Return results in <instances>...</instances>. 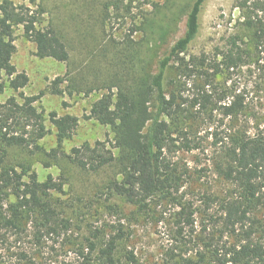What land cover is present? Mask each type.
Returning a JSON list of instances; mask_svg holds the SVG:
<instances>
[{"label": "trees", "instance_id": "trees-1", "mask_svg": "<svg viewBox=\"0 0 264 264\" xmlns=\"http://www.w3.org/2000/svg\"><path fill=\"white\" fill-rule=\"evenodd\" d=\"M236 1L243 14V28L248 32L254 48L264 55V4L254 0ZM205 2L191 0L183 34L155 60L153 66L151 59L146 62L147 68L142 66L141 71L130 77L118 72L112 75L108 71L109 75L101 79L102 84L97 87L104 88L106 92L93 102L87 118L115 130L114 142L111 141L109 147L96 141L94 145L84 143L73 147L69 154L59 153L57 149L47 152L38 143L47 133L45 115L34 105L42 92L29 96L21 93V103L14 96L5 102L0 101V242L7 243L12 236L16 240L21 239L28 223L32 226L36 244L48 237L60 236L71 227L72 220L66 216L63 204L56 202L53 195L54 192L63 191L66 178L62 174L55 179L48 174L40 181L30 160V156L36 153L47 157L46 160L42 159L45 167L52 164L50 159L56 161L62 155L68 159V163L85 171L98 173L114 167L119 177H111L107 181V199L112 195L119 196L143 215H146L154 200H168L179 207L174 214L179 234L185 225L193 224L191 204L185 203L183 194L179 193L186 181L187 171L166 158L167 146L173 140L171 123L178 121L180 112L186 110L177 100L181 98V90L176 91L172 87L175 83L173 79L167 82L169 69L176 62L181 77H205L203 85L193 84V97L189 100L183 98L182 101H189L193 108H197L198 114L206 111L212 103L208 110L212 113L216 102H213V94L207 91L206 86L211 85L224 69L236 67L250 56L241 45L245 44L244 39L236 34L230 36L226 49L216 54L212 63L206 64L204 55L186 60L183 54L200 32ZM115 6L118 10V5ZM105 8L109 9V6ZM15 26H22L24 36L35 44L38 57H51L66 63V73L51 81L50 91L53 94H72L73 89L76 90V77L80 74H72L71 55L64 38L56 28L38 26L37 15L24 6H13L8 0L0 3V94L7 84L19 90L28 82V76L17 71L12 62ZM135 29L137 27L131 31ZM94 51L93 56L97 57L102 52L101 57L108 60L103 48ZM122 54L117 49L112 59H119L120 62ZM218 57H221L220 61ZM198 61L201 66L211 68L212 72L196 70ZM65 82L67 85L62 88ZM179 84L185 85L186 82L183 80ZM92 90L93 87L87 88V93ZM77 91L82 90L77 87ZM243 108L240 95L217 105L223 117L232 124L226 125L225 135L214 142L219 157L215 162L216 171L230 185L220 206L222 224L234 241L229 245L224 242L220 248L206 243L205 247L208 248L197 250L196 258L193 259L187 252L179 254L176 264H264V129L252 132L245 124L235 122ZM190 115L197 118V115ZM48 116L55 127L60 147L65 139L73 135L78 118L69 113L58 115L55 111ZM174 132L180 136L178 149L197 147L188 137V130L177 127ZM113 148L118 151L117 155L112 152ZM25 150L29 154H23ZM10 196L14 198L12 201L8 200ZM4 201L7 204L2 209ZM108 208L112 209V206ZM260 209H263V217L258 216ZM121 227V224H117L116 229L109 233L98 228L90 230L89 236L84 238L86 243L77 250L84 263L91 264L89 256L95 253L100 264H139L134 250L121 246L125 239ZM82 249H87V252L84 253ZM14 264H35V261L29 252L20 250Z\"/></svg>", "mask_w": 264, "mask_h": 264}, {"label": "rangeland", "instance_id": "rangeland-1", "mask_svg": "<svg viewBox=\"0 0 264 264\" xmlns=\"http://www.w3.org/2000/svg\"><path fill=\"white\" fill-rule=\"evenodd\" d=\"M3 0H0V3ZM13 6H24L30 13L37 15L38 26L56 28L67 43L71 59L70 69L73 76L80 74L75 81L76 90L72 94H53L50 90L51 81L57 76H63L67 71L64 62L51 57L41 58L35 53V44L24 36L22 26L14 27L15 51L12 62L17 71L28 76L27 84L19 90H14L7 84L0 94V101L5 102L14 96L22 102L21 93L25 96L42 92L34 105L45 115L46 135L38 141L45 151L60 150L69 154L73 147L84 143L94 145L100 141L109 147L114 142L115 130L100 124L93 118H87L90 108L106 90L97 87L102 84L101 79L108 76V71L115 75H134L141 71L152 59L161 56L173 42L184 32L186 12L191 0H8ZM236 0H206L201 14V28L197 38L189 45L183 54L186 60L192 56L204 55L206 64L212 63L215 55L226 49L231 35L241 36L245 44L242 47L250 56L236 67L224 69L212 81V86H206L212 92L215 108L212 113L208 110L198 114L190 102H183L193 97V84L203 85L205 77H181L176 62L171 64L167 82L174 80L172 87L181 90L182 108L178 121L170 126L173 140L166 149V158L174 162L181 170L187 171L186 181L179 190L183 200L191 204L194 211L193 224L178 233L179 225L175 222V212L178 206L164 200H154L146 215L137 212L133 205L123 198L112 195L107 199L105 185L112 177H119L114 167L95 173L81 170L68 163L65 156H59L56 161L45 167L42 153L30 156L32 168L37 172L40 181L48 174L55 179L63 174L66 178L63 191L54 192L56 202L64 206L66 216L72 221L66 233L57 237H48L40 244H36L30 223L21 239L14 236L7 239V243L0 242V264H14L18 260L20 250L29 252L35 264H85L82 255L77 250L85 244V237L90 230L102 229L105 233L116 229L117 224L125 233L121 246L134 250L139 264H176L179 254H191L196 258L197 250H206V243L220 248L224 242L227 245L234 238L227 233L222 224V199L226 197L230 185L226 183L216 171L215 162L217 147L214 142L225 134L226 125L232 124L223 117L217 105L233 100L240 95L244 108L238 113L235 122L245 124L250 131L264 129V55L260 54L243 28L242 11L236 6ZM264 4V0H254ZM119 9H116L115 5ZM109 9H106V6ZM134 32L132 28H136ZM132 41V42H131ZM132 43V44H131ZM103 48L108 60L99 55L93 56L94 49ZM123 54L118 60L112 59L116 51ZM92 53V54H91ZM110 57V59H109ZM221 57H218L220 61ZM112 65H110V62ZM196 70L212 72L208 66H201L196 62ZM99 78V79H97ZM186 84H179L182 81ZM86 85H85V84ZM93 84H95L93 86ZM177 84V85H176ZM67 83L62 84V88ZM77 87L82 91H77ZM93 90L87 93V88ZM169 85L167 89H169ZM223 98V99H222ZM55 111L58 115L72 114L78 118V124L73 135L65 139L58 147L55 127L49 120L48 114ZM197 115L192 118L190 115ZM180 127L188 130V137L195 148L191 150L178 149L180 136L174 132ZM31 149V147H30ZM117 155L118 151L112 149ZM29 154L27 150L22 152ZM15 157V153L12 152ZM29 157V156H28ZM45 158V159H44ZM49 159V158H48ZM14 198L10 196L8 200ZM2 202H0L1 204ZM4 201L2 209L6 207ZM112 206L109 209L108 206ZM263 209L258 212L263 217ZM0 231V237H1ZM212 248V247H209ZM84 253L87 249H82ZM174 254V256H173ZM91 264H100L95 253L89 256Z\"/></svg>", "mask_w": 264, "mask_h": 264}]
</instances>
